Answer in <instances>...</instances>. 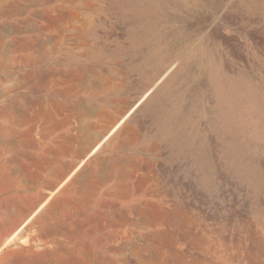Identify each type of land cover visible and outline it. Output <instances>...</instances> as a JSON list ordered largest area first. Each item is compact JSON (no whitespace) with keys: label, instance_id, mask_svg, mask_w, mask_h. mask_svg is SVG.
I'll use <instances>...</instances> for the list:
<instances>
[{"label":"rangeland","instance_id":"rangeland-1","mask_svg":"<svg viewBox=\"0 0 264 264\" xmlns=\"http://www.w3.org/2000/svg\"><path fill=\"white\" fill-rule=\"evenodd\" d=\"M169 1L0 0L4 239L28 218L11 193L71 171L96 226L83 264H264V0ZM167 59L185 142L124 120ZM51 247L29 222L0 264H57Z\"/></svg>","mask_w":264,"mask_h":264},{"label":"crops","instance_id":"crops-1","mask_svg":"<svg viewBox=\"0 0 264 264\" xmlns=\"http://www.w3.org/2000/svg\"><path fill=\"white\" fill-rule=\"evenodd\" d=\"M72 175L70 171L66 177H44L42 185L38 184L37 188H22L17 190L19 192L14 190L15 193H11L13 196H22V201L28 203L21 216L22 219L28 216L25 222L30 219L28 223L31 222L35 242L52 246L44 250L40 248L39 258L53 259L57 264H83V244L88 242L87 229L96 227L83 216V206L88 202L83 177L77 179L73 187L64 186ZM2 202L3 199L0 200ZM32 252L36 255V251ZM46 252L51 254L48 258L43 257Z\"/></svg>","mask_w":264,"mask_h":264},{"label":"bare ground","instance_id":"bare-ground-1","mask_svg":"<svg viewBox=\"0 0 264 264\" xmlns=\"http://www.w3.org/2000/svg\"><path fill=\"white\" fill-rule=\"evenodd\" d=\"M173 4L174 3L172 2V4H171L172 7H173ZM179 4L180 3H178V5ZM156 5H158V4L156 3ZM160 9H161V7H160ZM158 17H161V16H158ZM164 17H166V15ZM141 20L135 21V24L139 25ZM130 21H134V20L130 19ZM157 22H159V21H157ZM132 23H130V24L131 25H135L134 23L133 24ZM141 32H143V31H141ZM174 55L176 56V53H174ZM68 58L70 59L72 57H68ZM168 59L166 60V63L164 62L163 64L158 66L155 70L151 71V72H153L152 75H150L149 77L145 78L144 80H146L148 78H152V77L155 78V77L159 76L158 74L161 72V70L163 68H165L166 66L168 67V65L170 63V61ZM167 61H169V62H167ZM181 69L182 68L179 67V68H176L175 70H171L172 72H171L170 76L166 79V81L164 82V84H163V86L161 88V91L155 97H151L150 96L149 98H147L148 94L143 96L141 101L133 109H131L128 112V114L126 115V117L124 118V120H125L128 117H130L131 121H141V120H146L147 121L148 129H147V132H146V135H145V138H144L145 140L161 139V140H165V141H168V142L175 141V140L176 141L180 140V142H185V141L190 140V138L187 137L185 134L182 135V133H180V132H178L176 130V127H177L176 124H177V122L179 120L183 119L184 113L181 110L180 101L178 99H176L171 94V91H170L171 84L173 83V85H174V82L176 83L180 79V76H182L181 75V72H182ZM183 71H184V69H183ZM162 79H165V78H162ZM135 88H134V91L132 92V94L130 96L131 98L136 97L141 91L139 87H135ZM128 104H130V101H129ZM26 224L27 223L23 224L21 227H18V228L15 227L14 229H16V230L7 239H4L3 235L0 234V249H3L4 247L12 245V244H16L17 245L18 241L20 240V233L24 229ZM2 228L3 227L0 225V232H1Z\"/></svg>","mask_w":264,"mask_h":264},{"label":"water","instance_id":"water-1","mask_svg":"<svg viewBox=\"0 0 264 264\" xmlns=\"http://www.w3.org/2000/svg\"><path fill=\"white\" fill-rule=\"evenodd\" d=\"M176 68H178V66H176L173 62H170L168 67L166 66L165 68H163L161 72L158 74L159 76L155 78L152 77L144 80L145 78L152 75L153 72H149L147 74L138 77L135 80V86L140 88L141 90L140 93L136 97L131 98L130 96L134 91V88H132L127 95L130 101V106H131L130 110L133 109L141 101L143 96L148 94L147 98H149L150 96L155 97L161 91V88L164 82L166 81V79L170 76L172 72L171 70H175Z\"/></svg>","mask_w":264,"mask_h":264}]
</instances>
